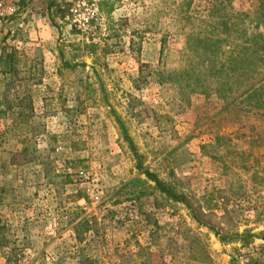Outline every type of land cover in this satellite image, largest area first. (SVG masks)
Masks as SVG:
<instances>
[{
	"label": "rangeland",
	"instance_id": "obj_1",
	"mask_svg": "<svg viewBox=\"0 0 264 264\" xmlns=\"http://www.w3.org/2000/svg\"><path fill=\"white\" fill-rule=\"evenodd\" d=\"M213 1L118 0L111 20L101 14L82 35L67 21L69 0H7L16 13L0 29L35 2L45 27L0 45L12 79L0 107V264L261 257L264 240L221 243L143 174L229 234H264V107L224 97L209 43L199 41L223 37ZM219 1L241 32L264 36V0Z\"/></svg>",
	"mask_w": 264,
	"mask_h": 264
},
{
	"label": "trees",
	"instance_id": "obj_2",
	"mask_svg": "<svg viewBox=\"0 0 264 264\" xmlns=\"http://www.w3.org/2000/svg\"><path fill=\"white\" fill-rule=\"evenodd\" d=\"M53 1V0H52ZM118 0H100L98 3L100 13L104 15L108 20H111V15L115 10V6ZM53 3V2H52ZM49 4L48 10L54 9L53 4ZM223 3L219 0H215L211 4V16L218 18V23L213 26L214 31L217 27L223 29V37L214 36L202 38L199 41H205L208 44L206 47V57L213 61V69L215 71V77H220L218 81H225L227 85V94L224 97L227 100L237 102L240 99L244 102L253 104V108L264 107V36L261 34L248 35L246 32H241L237 23H231V19L223 15ZM56 15L60 19H65L66 13L57 9ZM236 22L240 21L239 16L232 17ZM51 23H55V18L50 17ZM212 28V27H211ZM212 34H215L214 32ZM226 46V47H224ZM84 49L93 54L97 53L98 45L85 44ZM222 55L224 57L223 63H217L218 57ZM12 61V58H9ZM217 74V75H216ZM237 86L236 89H233ZM123 128V134L127 142L130 143L134 155L138 161L139 155L135 151L131 140L127 137L126 130ZM138 168L142 170L141 162H139ZM147 180L155 185L157 191L162 193L168 199L176 202L184 203L191 211L193 218L197 221L201 227L208 228L209 231L214 233L218 240L223 244L232 243H246L252 239H262L263 235H255L251 232L245 231L244 233L229 234L223 229L213 226L211 221H208L209 217L202 208L194 207L190 200L184 195L176 194L172 189L168 188L156 175L149 171H143ZM131 185L139 186V181H132ZM225 215L229 214L226 207H224ZM261 257L258 259H250L246 264H264V246L260 250ZM231 264H240L236 259L232 258Z\"/></svg>",
	"mask_w": 264,
	"mask_h": 264
},
{
	"label": "crops",
	"instance_id": "obj_3",
	"mask_svg": "<svg viewBox=\"0 0 264 264\" xmlns=\"http://www.w3.org/2000/svg\"><path fill=\"white\" fill-rule=\"evenodd\" d=\"M39 10H41V7H38L35 2L34 4H32V6L25 8L23 10L25 13L23 14L21 13L18 18L16 17L14 19H11L9 23L7 24L8 26L6 28L3 27L2 29H0V45L2 47L5 46V43L3 41H4V38L8 36V34H11V37L14 38V40L16 39L18 41L16 43L18 44H19V39L22 37V35L23 36L25 34L27 35V33L31 37L40 35L42 33L40 28H44L45 25H42V21H41V19L43 18L42 14H39V16L36 15V12H38ZM4 55L5 53H3V56ZM0 71H2V73H0V107H1L2 103H4V100L7 96L6 94L7 83L12 81V79L9 77L8 73H5L7 71H4L3 62H0ZM19 84H22V83H19ZM0 112L2 115L6 116L5 112L3 111H0ZM0 122H2L3 124L4 120ZM1 126L2 125L0 124V132L1 131L4 132V129H2Z\"/></svg>",
	"mask_w": 264,
	"mask_h": 264
},
{
	"label": "built area",
	"instance_id": "obj_4",
	"mask_svg": "<svg viewBox=\"0 0 264 264\" xmlns=\"http://www.w3.org/2000/svg\"><path fill=\"white\" fill-rule=\"evenodd\" d=\"M99 0H69V15L67 21L80 34L86 35L91 31L93 23L100 18L98 6ZM16 9L13 5H8L7 0H0V23L6 18L14 16ZM98 39H93L97 42Z\"/></svg>",
	"mask_w": 264,
	"mask_h": 264
}]
</instances>
